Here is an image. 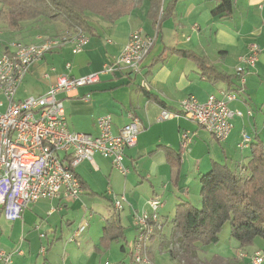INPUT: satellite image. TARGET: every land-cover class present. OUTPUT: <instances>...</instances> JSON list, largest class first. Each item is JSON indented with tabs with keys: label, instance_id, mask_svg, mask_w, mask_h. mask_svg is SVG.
Wrapping results in <instances>:
<instances>
[{
	"label": "crops",
	"instance_id": "1",
	"mask_svg": "<svg viewBox=\"0 0 264 264\" xmlns=\"http://www.w3.org/2000/svg\"><path fill=\"white\" fill-rule=\"evenodd\" d=\"M170 1L162 0L158 19ZM218 4L219 0H178L170 16L159 24L151 17V0H143L114 21L87 12L93 33H88L90 41L81 52L74 54L71 45H66L32 64L17 90V100L46 94L60 75L80 77L101 71L118 58L136 30L154 38L140 72L120 67L103 74L94 84L59 95L73 131L97 135V118L105 114L112 116L115 132L130 122L131 115L140 119L143 129L137 144L126 150V174L117 170L110 158L97 153L92 161L84 160L75 168L83 184L79 197L42 198L14 221L0 207V250L13 253V264H131V249L138 234L133 219L136 212L155 215L158 222L168 220L148 245L153 264H175L167 248L161 251L159 244L162 236L171 233L170 218L177 205L190 200L200 206V179L212 164L228 163L238 169L250 160L251 144L257 138L264 142V0H234L227 17L214 15ZM73 30L64 21L45 15L20 21L16 27L0 20V57L15 41L39 43ZM253 44L260 48L258 61L254 66L245 65L240 77L238 67L244 65ZM179 50L205 58L216 72L231 79L203 73L195 59L181 55ZM144 88L162 99L165 106L149 98ZM232 89L237 90L238 98L229 104L234 111L233 129L224 141L184 116L161 118L163 109L179 113L182 100L189 95L206 101L211 95L221 97ZM0 102L1 113L7 106L1 90ZM184 134L188 144L182 149ZM245 135L249 141H244ZM167 148L181 154L179 174L171 166ZM85 163L104 179L103 187ZM109 192L126 194L122 211L114 209ZM155 196L163 202L158 210L151 204ZM114 217L119 218L126 238L114 239L106 247L102 242L105 226ZM81 225L85 230L74 237L78 245L68 244ZM262 243L257 239L252 246L240 247L235 242L232 255H217L234 258L243 252L247 256L243 262L250 264V255L264 251Z\"/></svg>",
	"mask_w": 264,
	"mask_h": 264
},
{
	"label": "built area",
	"instance_id": "2",
	"mask_svg": "<svg viewBox=\"0 0 264 264\" xmlns=\"http://www.w3.org/2000/svg\"><path fill=\"white\" fill-rule=\"evenodd\" d=\"M74 29L43 38L39 43L15 41L0 57V90L7 102L5 110L0 113V207L12 221L21 218L31 204L42 198L79 197L83 184L75 168L84 160L92 161L97 153L110 158L113 166L126 174V150L137 144L143 129L140 119L131 115L130 122L115 132L112 116L105 114L97 118V135L73 131L68 125L64 102L59 97L69 89L94 84L103 74L120 67L140 72L141 64L154 44V38L142 30L131 33L118 58L106 64L101 71L80 77L63 74L46 94L16 99L17 90L33 63L43 59L48 52L66 45H71L74 54L86 47L90 41L88 33L81 28ZM259 54L260 48L253 44L243 59L244 65L238 67L240 77L246 66L256 64ZM237 98L238 92L234 89L225 91L221 97L211 95L206 101L189 95L182 100L179 113L163 109L161 118L184 116L207 129L215 139L224 141L233 129L234 111L229 104ZM249 140V136L245 135L244 141ZM187 144L188 136L184 134L182 149L187 148ZM109 194L114 209L122 211L127 203L126 194ZM151 204L154 210H158L163 202L155 196ZM155 218L147 212H136L133 216L138 235L131 255L137 264H151L146 248L155 232L151 222ZM84 230L85 225H81L74 232L73 239ZM245 257V253H238V258ZM249 258L250 264H263L264 251L257 250ZM0 262L13 264V253L0 250Z\"/></svg>",
	"mask_w": 264,
	"mask_h": 264
},
{
	"label": "trees",
	"instance_id": "3",
	"mask_svg": "<svg viewBox=\"0 0 264 264\" xmlns=\"http://www.w3.org/2000/svg\"><path fill=\"white\" fill-rule=\"evenodd\" d=\"M142 1L0 0V20L5 12L3 7H6L9 9L7 19L10 27H16L20 21L45 15L62 20L69 27L81 28L87 33H93L87 12H93L114 21L132 11ZM177 1L171 0L158 19L156 13L160 11L162 0H151L150 14L154 17L156 24L170 16L173 5ZM233 5L234 0H219L213 13L216 16H230ZM179 51L181 55H188L195 59L203 73H213L214 77L231 79V76L227 74L216 72L205 58L195 53H187L186 50ZM143 90L149 98L165 106L163 100L151 93L149 89ZM166 151L171 166L179 174L181 154L168 148ZM251 151L248 163L239 166L238 169L228 163L214 162L212 164L211 169L200 179V206L190 200H183L177 205L171 233L168 237L162 236L159 244V249L162 251L167 248L170 258L177 264H238L233 258L221 255H215L209 262H203L198 255L200 246L220 242V235L226 223H230L231 237L239 243L240 247L252 246L257 239H261L264 243V142L257 138L256 142L251 144ZM151 222L155 226V232L151 236L153 239L157 233L160 234L163 231L168 220L164 222L151 220ZM122 229L118 217L107 221L102 239L106 247L114 239L126 238L121 232ZM122 249L124 250L125 246H122ZM148 253L153 260L150 250ZM130 262L137 264L132 255H130ZM242 263L249 264L248 261Z\"/></svg>",
	"mask_w": 264,
	"mask_h": 264
},
{
	"label": "rangeland",
	"instance_id": "4",
	"mask_svg": "<svg viewBox=\"0 0 264 264\" xmlns=\"http://www.w3.org/2000/svg\"><path fill=\"white\" fill-rule=\"evenodd\" d=\"M3 8H4L3 10L5 12H3V16H2L1 20H4L5 22H8V19H7L8 17L7 16H8L9 9H6V7H3ZM84 167L85 168L87 167V170H89L90 172H92L94 174L95 179H97L98 185L100 187H103L104 179H102V177L97 175L96 171L93 170L91 168V166H89V164L85 163ZM173 218H174V215L171 216L170 221H173ZM72 235L69 237L68 240L71 239ZM220 238H221V240L217 244H209V245H206V246H200L198 255H199L201 261H203V262H207L208 261L209 262L213 258V256H215L217 254L232 255V253L234 252V249L236 248L235 242H237V241L231 237L230 223H226L225 224V226H224V228L222 230V233L220 235ZM151 239H152V237L149 240L151 241ZM115 240H113V241H115ZM259 240H261V239H259ZM122 241H125V239H123ZM131 241L132 240H130V242ZM260 242H262V240ZM68 244H70V245H72V244L78 245V241H76L74 239V240L68 241ZM150 248H151L150 245H148L147 248H146V254L149 257V259L151 261V264H153V261H152L150 255H149V253H148V250H150ZM263 249H264V247H263ZM236 257L233 258L234 262H237L238 264H243L242 263L243 260L242 259L240 260V258L238 259V254H236ZM175 264H177V263L175 262Z\"/></svg>",
	"mask_w": 264,
	"mask_h": 264
}]
</instances>
